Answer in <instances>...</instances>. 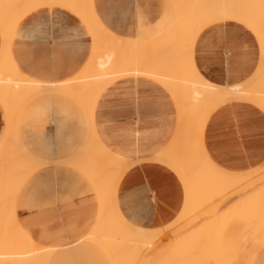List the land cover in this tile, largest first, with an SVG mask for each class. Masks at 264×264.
I'll list each match as a JSON object with an SVG mask.
<instances>
[{
    "label": "crops",
    "instance_id": "0c3cea01",
    "mask_svg": "<svg viewBox=\"0 0 264 264\" xmlns=\"http://www.w3.org/2000/svg\"><path fill=\"white\" fill-rule=\"evenodd\" d=\"M51 3H59L70 12L54 9L50 13L38 8ZM29 4V0H4L6 16H20L6 45L0 28V63L7 48L17 70L30 80L54 84L73 78L91 56L94 27L99 31L102 66L112 60L113 51L118 52L122 44L131 49V39L138 36L147 37L144 42L148 45L147 39L153 35L154 50L148 53L143 68L165 54L159 62L164 72L141 77L142 69L134 66L133 74L140 76L119 80L109 76L111 84L102 91L93 111V130L102 146L135 163L116 186L120 214L135 229L163 230L182 212L185 193L176 171L153 157L171 143L177 113L187 112L188 99L198 96L201 79L219 87L244 82L255 87L264 80V72L257 73L264 64L259 39L230 18L204 26L205 18L198 14V32L185 47L179 34L188 42L190 36L184 30L194 26L195 19L185 13L180 14V21L177 19L178 13L172 12L182 7L180 1L86 0L77 10L57 0L31 8ZM162 29L160 46L161 35L154 33ZM191 59L197 77L192 74ZM131 62L135 65L133 59ZM4 78L0 74V80ZM12 92L9 89L5 95L10 98L15 94ZM255 95H233L200 121L197 164L210 162L239 174L253 173L264 166V102ZM22 106L14 107L11 114H18ZM9 127L21 151L15 157L3 155L10 168L0 170V181L6 179L4 187L0 186V198L5 199H0V206L11 204L15 194L14 216L7 225H15L16 220L34 243L56 249L51 261L55 264L61 252L66 258L69 250L87 243L84 239L99 211V198L90 182L70 166L90 140L83 106L67 95L46 89L24 106L18 122L9 125L0 99V143ZM29 159L40 167L20 176L21 163ZM25 179L28 182L18 188Z\"/></svg>",
    "mask_w": 264,
    "mask_h": 264
},
{
    "label": "bare ground",
    "instance_id": "6f19581e",
    "mask_svg": "<svg viewBox=\"0 0 264 264\" xmlns=\"http://www.w3.org/2000/svg\"><path fill=\"white\" fill-rule=\"evenodd\" d=\"M49 1H55V0H29L30 4H29L28 8H31V7L37 5L41 2H49ZM57 1H60L62 3H67L73 9H76V10L84 3L83 1H80V0H57ZM179 1L183 2L184 0H179ZM193 1L194 0H189L190 3H192ZM256 2H257V0H256ZM256 2H254V0H213L212 6H210V8L208 9V11H209L208 14H200V13H198V14L201 15L202 17L206 16V15H208V16L210 15L209 16L210 21L207 22V20H205L207 23L204 22V26L210 25L216 21L223 20L225 18H230L232 20H235V21L241 23L242 25L248 27L251 31H253V33L257 36V38L259 39V42L261 43L262 50H264V0L258 1L257 5L255 7L257 13L254 10V3L256 4ZM253 11L255 13H253ZM203 12H205V11H203ZM19 16H20V13H16V14L14 13L13 15L6 16V13H4V0H0V28L2 29V32L4 35V44L5 45L8 42V37L10 36L12 29L15 25V22ZM164 24L165 23H163V25ZM98 32H99L98 28L94 27V29L92 31V38H93L92 53H91V56L88 59L87 63L85 64V66L81 69V71L78 72L73 78H70V79L63 81V82L54 83V84L37 82V81L30 80V79L26 78L24 75H22L17 70V68L13 64V62L10 58V55L8 53V50L6 48L5 53H4V57H3L4 60L2 59L3 64H1L2 62L0 63V65H1L0 66V74L5 76V78L2 81L0 80V99L2 100L3 106L7 110L9 125H11L12 122H15V121L18 122V118H19L20 113H21L22 109L24 108V106L30 100H32L34 97L43 94V91H45L46 89L51 91V92H56V93H61V94L67 95L68 97H70L71 99L76 101L80 106H83V112H84L85 117H86L87 127L89 128V130L91 132L90 140L84 146V149L81 152L79 158L74 159L76 161L71 163L70 166L72 168H74L75 170H77L78 172H80L81 174H83L88 179V181L91 184L92 191L96 192L98 195V198H99V211H98L97 221H96L93 229L91 230V232L85 237L84 241L85 242L90 241L92 243H96V241H97L98 246L102 245L101 247L108 248V249H106L108 251L110 250L109 248L111 247V250L112 249L113 250L112 251L110 250V252L111 253L115 252L116 255L114 254L115 255L114 257L117 260L120 259L122 261L127 257L125 259V261L126 260L127 261L124 264H127V263L133 264V262L135 263L136 257L133 256V259H135V260H133L132 257L130 260L131 255H128V254L131 253V250L134 252V250L138 248V251L140 252L141 250H143V249L145 250L146 248L149 247L148 250H145L146 251L145 253L146 254L149 253L147 251H150V253H152L153 248L151 251V249H150L151 247L150 246L146 247V245H147V242L150 240H152L151 243L153 242V240L155 241L156 237L159 236L158 233L159 234L162 233L161 235L163 236V234L165 232H167V230H168L169 232H171L170 234H176L177 235L178 233H176V232H178V230H179V229L177 230V227L180 228V227L186 225L185 226L186 229L187 228L189 229L190 220H191L190 225L192 227V224L194 223V221L195 220L198 221V219H195V218L196 217L199 218L201 216V214L203 213V211L200 210L203 208V207L201 208L202 203H200V205H197L196 208L194 206V203H196V202L205 203V206L203 205L205 208H203V209L206 210V207H209V208H211L212 206L214 207V205L211 204L212 203L211 200L214 199L213 197L215 196V199L219 198V200H220L219 205H221L220 204L221 201L226 200V198L223 199V195L230 197L232 194L235 193V192H231L235 188L234 185H232L234 188H230L229 183L238 184L240 181H244V180L247 181L248 179H252V177L248 178L249 173L248 174H239V173L222 172L210 162L202 161L200 164H197L198 161L195 162L194 160H195L197 155H200V153H199V149H198V146L196 143V138H197V132H198V127H199L200 121H202L203 118H207L208 115H210V112H208V109H205L202 111L201 107H206L207 105L213 106V105L217 104L218 102H219V104H222L225 101H227L229 99V97H231L233 95H247V94L249 95L250 93H255L259 97H257L256 95L254 97H257L260 100H262V102H264V91H262L264 88V80L260 79V81H258L256 83L257 86H255V87H251V86L245 84V82H244V84L238 83L239 85L219 87L216 85H212L203 79L200 80L201 87H200V91L198 92L197 97L200 98V100H203L204 104L198 105L197 104L198 102H196V100H193L192 102L188 103V109H187L186 113H183V112L177 113L178 123H176L177 124L176 131H175V134H174V137H173L171 143L162 153L157 155L155 158L153 157V159L157 160L158 162L163 161L168 167L173 169V171H176L177 177H178L179 181L181 182L182 189L185 193L184 194V196H185L184 202L182 204L183 210L180 213V215H178V217L171 224H168V226H166V228L163 227V230H161L160 228H158L159 230L151 229L150 231H146L143 229H135L120 214L119 209H118V205H117V201H116V197H115L116 186L118 184V181H119L121 175L125 171H127L128 169L133 167L135 165V163L132 161H127V160L121 159V158L113 155L106 148H104L102 146V144L100 143V141L96 137L94 130H93V111H94L95 104H96L98 97L100 96L102 91L104 89H106L111 84V83H108V80H107L109 78V76L114 77L116 80H119V79H122L125 77L140 76V75H134L133 74L134 73V70H133L134 66H135V69H142V73L140 72L142 75L141 77H143L144 75H146L148 73L159 72V70H158L159 68L153 69L150 67L151 71H144L145 68H143V65H144L143 63L148 57L149 50L153 47V45H152V43H153L152 42V36L153 35H150L148 37V39H147L149 42L148 45L145 44V42H144V40H146L147 37L144 39L143 36H138L135 39H131V42L133 44L131 49L129 48L128 45L122 44L121 48L118 52L113 51L112 60H110L109 63H107L105 61L103 66H102L101 49H100V44H99ZM164 57H165V54H162L160 56V61H163ZM131 59H133L134 63H135V65H133V66H132ZM160 61H158V62H160ZM260 61H261V59H260ZM191 65H192V74H193V76H196L197 72L195 70L192 59H191ZM260 67L261 68L257 71V73H259V74L264 72V64ZM200 83H199V85H200ZM9 89L13 91L12 93H15L10 98H8L5 95V92L8 91ZM252 95H254V94H251V96ZM20 103H22V105H23L21 110L19 111L18 114L15 113L17 116L14 113L12 115L11 111L13 110L14 107H17ZM178 111H180V109H178ZM182 134L185 136V138H183V139H182ZM192 136H193V138H192ZM15 139H16L15 133L14 132L12 133V130L9 127V130H7V132L4 134L2 141L0 143V160H2V161H0V170H2V171L10 168V163L8 162V159L4 156L5 155L9 156L11 154L13 157H15L16 155H19V153L21 151L20 146L17 145L18 142L15 141ZM38 167H40V166L37 163L32 162L30 159L27 162L23 161L19 167V174H20V176L28 175L30 172L37 169ZM262 172L260 174L264 175ZM257 174H258V172H257ZM262 178H264V177L262 176ZM5 180L6 179L4 178L0 181V186L5 185V183H6ZM241 183H243V182H241ZM263 183H261V184L263 185ZM261 184H259V186H261ZM228 185H229V188H227V190L228 189H232V190L228 191L227 194H225L224 192L226 191V187ZM255 185H256V183H255ZM255 185H253V186L256 187ZM19 186H20V184L18 185V188H19ZM237 186H236V188L239 190V188ZM245 186L250 187L249 185H245ZM2 187H4V186H2ZM2 187H0V188L2 189ZM254 187L253 188L251 187V189H253V190H249V191H251V193L249 191H247L248 190L247 188H246L247 193H245L246 192L245 190H244L245 192L243 190H241L244 192V194H243V192H241V193L243 195H245L246 198L239 192L240 190L238 191V194H239V196L240 195L242 196V199H241L242 201H240V203L242 205L244 204L245 207L247 206V208L253 210L254 212L257 209V211H256V213H257L259 208H260L259 210L262 209L261 206L263 204H261L260 207H259V204L261 203L260 201L262 200L261 197L264 196L263 195L264 194V189H263L264 186L263 187L257 186L259 188V189H257V187H256L255 189H257V190H255ZM242 189H245V188L243 187ZM259 190H262L263 192H260ZM234 191H236V190H234ZM257 191H259V192H257ZM248 192L250 193V195ZM255 193H256V195H255ZM257 194H259V196H257ZM261 194H262V196L260 197ZM235 195H237V194L235 193ZM14 196H15V194L12 195L11 204L9 203L7 206H4V205L0 206V223H1L0 224V231H3L2 229L4 228V226H7L9 219L12 216H14V198H15ZM196 197H199V198L196 199ZM253 197H255L257 199L255 200V198L253 199ZM258 198L261 199V200H259V202H258ZM0 199L2 201L5 200L4 196H2ZM216 201L218 202V200H216ZM244 201H246L248 204L245 205L246 202H244ZM255 203H256V205H255ZM210 205H211V207H210ZM189 207L191 210L188 209ZM238 207L240 208V206H238ZM255 207H257V208L255 209ZM262 207L264 208V206H262ZM186 208L189 211H185ZM209 208H207V210ZM239 208L236 211L233 210V212H236L235 214H237V211L239 212ZM193 209L195 210L194 213H196V217L194 216L193 219H191V217L193 216L194 213L192 215H189V214L191 212H193ZM196 209L198 212H196ZM214 210H217V209H213V211L212 210L210 211L211 212L210 216L212 218H213L212 215H215V213H213V212L217 213V211H214ZM253 211H251V212H253ZM199 212H202V213L200 214ZM247 212H245V213L247 214ZM254 212L252 213L253 215L256 214V213L254 214ZM263 212H264V210L262 209V211H260V213L263 214ZM197 213L200 216H198ZM209 213H207V214L205 213V214L209 215ZM229 213L230 212L227 211L228 215H229ZM260 213L258 212V215H255V217L251 218L250 220L248 217V220L251 221V222H248V223H250L251 227H249V225L245 222L247 224V229H244V230H246V232L244 233L245 235H243V236H240V234L242 235L243 233L239 234V232H241V229L243 230V228H244V227L242 228L240 226L245 225V223L242 221L240 216L234 214L235 215L234 219H232L231 216L228 219V217H227L228 215L225 216L226 214L223 213L224 215H220L219 220L217 219L218 222H220V224L217 223V224H219L218 226H216L217 224L215 225L217 229L214 228L215 226H212L213 230H215V231L210 229L211 226H209L210 221L212 219L211 220L209 219L210 220L209 225H208V227H209L208 229H210V231L208 230L209 232L206 230L207 228H205L206 225L208 224L207 222H206L205 227L203 226L201 228L199 227V225H200L199 221L193 224V226H194L193 229H198V230H194V231H199L200 229L205 228V230L210 234L211 233L213 234L214 232H216L217 236L215 234H214L215 236H213L212 234L211 235L207 234L209 236H207V239L204 241L206 243H204L202 241L206 237L201 238L200 231H202V230H200L198 232V234L200 233L199 234L200 237H198L199 238V240H198L197 238L192 239L190 237V235L185 236V234H182L184 232V230L182 232L181 229L182 228L185 229L184 227H182V228H180L181 231L179 232V234H182L181 236L184 235L185 237H189L188 238L189 242L187 241V238H185L184 236L181 237L179 235H177V236H179L180 239H186V241L180 240L182 242L178 243L179 237L178 238L172 237V238H175L174 240H176V241H174L172 238L170 240L167 238V240H166L165 239L167 236L166 235V236H164L165 241L163 239V241H164L163 243L161 240L158 242V243L161 242L164 247H162L161 244L158 245L157 242H155V243H157L156 244L157 246L156 245L155 246L157 248L159 247V249H160V247H162L165 249V251L169 247L173 246L172 244H174V243L176 245L179 244L178 246L185 244L183 246L188 247L189 246L188 244H191L192 247H195L197 243H193V242H197L195 240H198L199 246L201 245L200 247H202V246L204 247V245H206V246L208 245L209 249H211V250H209V249L208 250L211 252H214L213 248L215 249V251H217L218 248L216 247V245H219L218 242H214V238H215V241H219V240L221 241V243L219 242L220 243L219 246L223 245L222 246L223 252H220V254H218V256H217V255H215V253L212 254L211 252L208 251L210 254L209 255L207 254L208 259H205V260L203 259V258H205V256L202 258H200V257L198 258V256H197L198 254H196V256H197L196 257L197 260H196V258H194L195 254H193V256L191 255V253L195 249H193V250L188 249L187 250L188 263L194 264L195 262L196 263L200 262V264H202V262H203V264H204V262L207 261V264H238L240 259H241V262L239 264H242V263L244 264V260H246V264H250L252 257L254 255V252L260 246V243L258 244L257 242L261 241V244L264 242V232L262 231L263 229L260 228L261 230L259 229L258 230L259 232H258L256 227H255L254 230L257 231V233L253 230V224L255 226V223H254L255 221L252 222V219L257 218V220L259 219L258 223L260 222L257 225H259L261 227L264 225L263 224L264 222H261V220H263L264 217L262 216V218H261ZM243 214H244V212H243ZM249 214L251 215V213H249ZM188 215L191 217H189ZM217 215H215V216H217ZM253 215H251V216H253ZM202 216H204V215H202ZM215 216H214V218H215ZM224 216L227 217L226 219H228V221L231 219L233 221L227 222V220H226V222L228 223L227 224L224 220V218H225ZM258 217H260L261 220ZM187 218L190 219V220H188L189 224H188V221H186ZM205 218H206V216H204V219ZM214 218H213V220H214ZM201 219H199V220L201 221ZM240 219L243 222V225H240V223H242V222H240ZM205 220H208V219H205ZM13 221H14L13 223L15 224L14 229H16V230H13L11 232H8V231L4 232L3 231V236H0V263H3V264H51V261H52L53 255L56 252V249H51V248L41 246V245L34 243L33 240H31L21 230L18 222L16 220H13ZM203 222L205 223L204 220H203ZM216 222H214V223H216ZM184 223H185V225H184ZM204 223L202 225H204ZM174 224L177 226H175ZM180 225H182V226H180ZM221 225H223V226H221ZM224 225H226V227ZM187 226H189V227H187ZM233 226H234V229H232ZM172 227H173V229H171V231H170L168 228H172ZM191 227L189 230L190 232H188V234L191 232H194L191 230ZM222 228H224V229H222ZM238 228H239V230H238ZM165 229H167V230H165ZM160 230L163 232H161ZM164 230H165V232H164ZM175 230H177V231L175 232ZM218 230H220V231H218ZM223 230H225V232H223ZM173 231H174V233H173ZM206 231H205V234L207 233ZM260 231H262V233H261L262 235L260 234ZM230 232H232V233H230ZM234 232L236 235L239 234L240 238L238 237V235L236 237L235 234H233ZM222 233H225L224 234L225 237H223V235H218V234H222ZM194 234H195V232L193 233V236H194ZM198 234H197V236H198ZM230 234H232V235H230ZM218 236H219V240H218ZM228 236H230L228 238V241L224 240L225 242L222 244V239L223 238L225 239ZM167 237H169V236H167ZM209 237H211V238L213 237V240H211V238H209ZM208 238L212 241V243H214L215 247H213L210 244L211 242L208 243V241H210ZM168 240L169 241L173 240V243L169 242ZM200 240L203 242L204 245L200 244V243H202ZM229 241L230 242L232 241L231 244L228 243L230 246L226 245L227 244L226 242H229ZM168 242H169L170 246L168 245ZM183 242H186V243H183ZM235 242H236V245H235ZM130 243L135 248H133ZM155 243L153 242L152 244H155ZM165 243L167 244V246L164 245ZM180 243H183V244H180ZM240 243H243V245ZM135 245H137V246L139 245L140 249H139V247L136 248ZM143 245H144V248H143ZM165 246L166 247L169 246V247L166 248ZM227 246H229V248H227ZM181 248H182V246H181ZM226 248L229 250H226ZM159 249H157V251ZM190 250H192V251H190ZM155 251H156V249H155ZM218 251H219V249H218ZM143 252L141 254H143ZM202 252H203V250L200 251L201 254H202ZM159 253L160 252L155 253V256H158ZM163 253H162V255H163ZM170 253L172 254V252H170ZM137 254H140V253H137ZM143 255H145V254H143ZM159 256H161V254H159ZM188 256H189V258H188ZM148 257H149V255H148ZM190 257H191V259L193 257L194 258L193 260H195V261H193V260L190 261ZM144 258H145V256L141 255V257H140V259H138V261L141 260L140 262H142L143 260H145ZM120 260H118V262H120ZM120 264H123V261ZM205 264H206V262H205Z\"/></svg>",
    "mask_w": 264,
    "mask_h": 264
},
{
    "label": "rangeland",
    "instance_id": "374dc122",
    "mask_svg": "<svg viewBox=\"0 0 264 264\" xmlns=\"http://www.w3.org/2000/svg\"><path fill=\"white\" fill-rule=\"evenodd\" d=\"M80 1H83V2H86V0H80ZM175 1H179V0H172V2H175ZM258 1H262V0H257V2H256V0H254V2H256V4L254 3V8L256 7V5H257V3H258ZM212 2H213V0H194L192 3H190L189 2V0H184L183 1V5H182V7H180V8H178L179 10H174V12H172V13H178V20L180 21V14L181 13H185V15H188L189 17H191V16H193L194 17V19H195V25L193 26H190L189 25V27L188 28H185V30H184V33L186 32V34H188L189 36H190V40L188 41V42H184V41H182V34H181V32H180V37H181V43L182 44H185V47H187V45H189L191 42H192V38L194 37V35L195 34H197V32H198V26H197V24H196V20H197V16L196 15H198V13H203V14H208L209 13V11H208V9L210 8V6H212ZM38 8H40V9H43V8H45V9H47L50 13L54 10V9H58V10H61V11H66V12H70L68 9H66V8H64L63 6H60V4L59 3H51V5L49 6L48 4H44V5H40ZM170 8V7H169ZM37 10H39V9H37ZM176 11V12H175ZM203 11H205V12H203ZM208 11V12H207ZM212 13V12H211ZM210 16V15H209ZM208 15H206V16H204V18H205V20H207V22H209L210 20V17H209ZM79 17V16H78ZM80 19L82 18V21H83V17L81 16V17H79ZM205 23H207L206 21H204ZM204 22L202 23L203 25H204ZM172 24H174V23H170L169 25H172ZM179 24H180V22H179ZM85 25V24H84ZM164 33V30L162 29V30H160V31H157V32H155L154 33V36H160L161 35V38H162V40L161 41H159V45L160 46H162L163 45V34ZM190 47V46H189ZM153 50L154 49H150L149 50V52H153ZM185 59H186V62H188V59H187V57H185ZM145 67V69H144V71H151L150 69L151 68H155V67H158V68H160V69H158L159 70V72H164V70H163V68L161 67V66H159V62H155V61H150V62H148V67L147 66H144ZM151 67V68H150ZM147 69V70H146ZM193 100H196V102H198L197 104L198 105H201V104H204V101L203 100H200V98H198V97H196V98H189L188 99V101L189 102H192ZM220 104H219V102L217 103V104H215V105H213V106H209V105H207L206 107H201V110L203 111V110H205V109H208V112H212L217 106H219ZM204 119V118H203ZM202 119V120H203ZM206 119V118H205ZM217 168V167H216ZM219 169V168H218ZM220 171H222V172H228V171H225V170H221V169H219ZM264 170V166L263 167H261L259 170H257V171H255V172H253V173H249V177L248 178H250V177H252V179H248L247 181H240L238 184H231V183H229V185H230V188H234V190H236V191H234V190H232V189H228L227 190V188H229V185L226 187V191L224 192L225 194H227V192L228 191H231V192H235L237 195H235V193L234 194H230L231 196L230 197H227V196H225V195H223V199H225L226 198V200H223V201H221V205H219V202H220V200H219V198H217V199H215V196L213 197L214 199H212L211 201H212V205H214V207L212 206L211 207V205H210V207L211 208H209V207H206V210L205 209H203V208H205L204 206H205V203H203V202H196V203H194V206H195V208L197 207V205H200V203H202L201 204V208L202 209H200V210H202L203 211V213L202 212H199L200 214H201V216L198 214V216H200L199 218L198 217H196V213H194L195 212V210L193 209V212H191L189 215H192L193 213V216L191 217V216H189V217H191V219H193V217L195 216L196 218L195 219H198V221L200 222V225H199V227L201 228V227H205V225H206V222L208 223L207 225H206V227L205 228H207L206 230L208 231H210V229H212L213 230V228H212V226H215L217 223H219L220 224V222H218V220H219V216L220 215H224V214H226L225 216H227L228 214H227V211L228 212H230L229 213V215L227 216L228 217V219L230 218V216H231V218L232 219H234V217H235V215H239L240 216V218L242 219V221L245 223H247L248 225H249V227H251L250 226V223H248V222H251V221H249L251 218H253V217H255V215H258V212L260 213V211H262V209L264 210V208L262 207V206H264V196H262V194L260 195V197H261V199H259L258 198V202H259V200H261L260 202V204H259V207H260V205L261 204H263L262 206H261V210H259L258 209V212L256 213V211H257V207H255V209H256V211L254 212L253 210H251V209H249V208H247V206L245 207L244 206V204L242 205L241 203H240V201H242L241 199H242V196L240 195L239 196V194H238V191L241 193V192H243L244 190L246 191L247 189V191H249V190H253V189H251V187L253 188L254 186L253 185H255V183H256V187L258 186V187H263L264 186V178H262V176L264 177V175H261L260 173L262 172ZM257 172H258V174H257ZM263 174H264V171L262 172ZM251 175V176H250ZM254 176V177H253ZM260 176V177H259ZM25 182H28V179H25V180H23L22 182H20L19 184L20 185H22V184H24ZM241 182H243V183H241ZM246 182V183H245ZM251 182V183H250ZM250 183V184H249ZM261 183H263V185L261 184ZM240 184V185H239ZM258 184V185H257ZM259 184H261V186H259ZM232 185H234V187L232 186ZM238 185V186H237ZM245 185H249L250 187H248V186H245ZM2 186H4V185H2ZM236 186L239 188V190L236 188ZM241 186V187H240ZM245 188V189H242V188ZM256 187H254V189L256 188ZM257 187V189H259ZM247 188V189H246ZM257 189H255V190H257ZM264 189V188H263ZM241 190H243V191H241ZM244 191V192H245ZM247 191L245 192V193H247ZM260 192H263L262 190H259ZM259 191H257V192H259ZM244 192H243V194H244ZM250 193H251V191H249ZM248 192V193H249ZM250 193H249V195H250ZM229 194V193H228ZM242 194V193H241ZM242 194V195H243ZM255 195H256V193H255ZM264 195V194H263ZM245 198H246V196L245 195H243ZM257 196H259V194H257ZM197 198H199V197H196V199ZM255 197H253V199H254ZM195 199V200H196ZM257 198H255V200H256ZM216 200H218V202L216 201ZM251 200V199H250ZM210 201V202H211ZM215 201V202H214ZM244 202H246V201H244ZM209 203V202H208ZM243 203V202H242ZM207 204V203H206ZM246 204H248L247 202L245 203V205ZM257 204V205H258ZM204 205V206H203ZM219 205V206H218ZM255 205H256V203H255ZM216 206V207H215ZM219 208H218V207ZM238 206H240V208L238 207ZM244 207V208H243ZM193 208V207H192ZM199 208V207H198ZM207 208H209L208 210H207ZM238 208H239V212L237 211V214H235L236 212H233V210H238ZM242 208V209H241ZM253 208V207H252ZM188 209H190V207L188 208ZM213 209H217V210H214V211H217V213L216 212H213V213H215V215H217V216H215V215H212L213 216V218H214V216H215V218H214V220H213V218L210 216L211 215V210L213 211ZM229 209V210H228ZM191 210V209H190ZM199 210V211H200ZM248 212H247V211ZM250 210V211H249ZM185 211H189V210H187V208H186V210ZM223 211V212H222ZM251 211H253L254 212V214L255 215H253L252 213L253 212H251ZM196 212H198L197 211V209H196ZM210 212V213H209ZM222 212V213H221ZM243 212H244V214H243ZM245 212H247V214L245 213ZM207 213H209V215H206ZM212 213V214H213ZM224 213V214H223ZM233 213V214H232ZM249 213H251V215H253V216H251ZM262 213V212H261ZM260 213V214H261ZM232 214V215H231ZM235 214V215H234ZM246 214V215H245ZM202 215H204V216H206V218L205 219H208V220H205L204 219V216H202ZM234 215V216H233ZM224 216V217H225ZM233 216V217H232ZM262 216L264 217V212H263V214H261V218H262ZM188 217V218H189ZM218 217V218H217ZM223 217V218H224ZM227 217H225L224 218V220H225V222H226V220H227V222H229V221H233L232 219L231 220H229L228 221V219H226ZM248 217H249V220H248ZM187 218V220L186 221H188V220H190V219H188ZM202 218V219H201ZM258 218H260V217H258ZM261 218H260V220H261ZM199 219H201V221L199 220ZM212 221H210V220ZM218 219V220H217ZM241 219H240V222H242L241 221ZM203 220L205 221V223L203 222ZM217 222H216V221ZM257 220V218L256 219H252V222H254L255 223V226H254V224H253V230H254V228L256 227V229H257V231L260 229V228H262L263 230V232H264V223L262 224L263 226L261 227V226H259V225H257V224H259L258 223V220ZM185 221V220H184ZM197 220H195L194 221V223H196V222H198ZM209 221H210V225H209ZM216 222V223H214V222ZM204 223V225H202L203 223ZM226 222V223H227ZM230 222V223H231ZM243 222L242 223H240V225H243ZM261 222H264V218H263V220H261ZM183 223V222H182ZM186 223V222H185ZM185 223H184V225H185ZM193 223V224H194ZM202 223V224H201ZM245 223V225H243V226H240V227H244L243 228V230L241 229V232H239V234L240 233H243L242 235L240 234V236H243V235H245L244 233L246 232V230H244V229H247V224ZM181 224V223H180ZM188 224H189V221H188ZM190 224H191V220H190ZM189 224V226L191 227V225ZM193 224H192V227H191V230L192 231H194V230H198V229H193ZM214 224V225H213ZM219 224H217L216 226H218ZM228 224V223H227ZM226 224V225H227ZM175 225V224H174ZM197 225V224H196ZM208 225L209 226H211V228L210 229H208L209 227H208ZM226 225H224L225 227H226ZM261 225V224H260ZM173 226V225H172ZM175 226H177V225H175ZM180 226H182V225H180ZM186 226V225H185ZM185 226H182V227H184L185 229H183L182 227H180V228H182L181 230H182V232H183V230H184V232L182 233V234H185V236H189L190 235V237L192 238V239H194V238H197L198 240H199V238L198 237H200V233H201V238H203V237H206L204 240H202L203 242L207 239V236H209V235H207V234H210V233H208L206 230H205V228H203V229H200V230H202V231H200V233L198 234V232L199 231H194L195 232V234H194V236H193V233L194 232H191V233H189L188 234V232H190L189 230H190V227L189 226H187V227H189V229L187 228L186 229V227ZM216 226L214 227V228H216ZM221 226H223V225H221ZM228 226V225H227ZM246 226V227H245ZM174 227V226H173ZM173 227L172 228H168L170 231H171V229H173ZM15 227H14V225H7V226H4V228L2 229L4 232L5 231H8V232H11V231H13V230H16V229H14ZM180 228H178L177 227V230H178V232H176L177 230H175V232L176 233H178L177 235H179V236H181L182 234H179V232L181 231L180 230ZM197 228V227H196ZM217 229V228H216ZM222 229H224V228H222ZM226 229V228H225ZM232 229H234V226L232 227ZM250 229V228H249ZM165 230H167V229H165ZM165 230H164V232H165ZM238 230H239V228H238ZM261 230V229H260ZM161 231V230H160ZM205 231L207 232L206 234H205ZM213 231H215V230H213ZM212 231V232H213ZM218 231H220V230H218ZM250 231V230H249ZM255 231V230H254ZM257 231H255L256 233H257ZM262 231H260V234L262 233ZM161 232H163V231H161ZM223 232H225V230H223ZM259 232V231H258ZM166 233V234H165ZM164 234H163V236L161 235V234H159L158 233V235L160 236H157L156 237V239H155V241L153 240V242L155 243V242H159L160 240L162 241V243L165 241V239L167 240V238L170 240L172 237H175V238H178L179 236H177L176 234H170L171 232H169L168 230H167V232H165ZM173 233H174V231H173ZM230 233H232V232H230ZM169 234V235H168ZM197 234H198V236H197ZM205 234V235H204ZM212 234V233H211ZM210 234V235H211ZM216 235V232H214L212 235L213 236H215ZM224 234L225 233H222V234H218V235H223V237H225L224 236ZM233 234H235V232L233 233ZM239 234H237L238 235V237H239ZM169 236V237H167V236ZM171 235V236H170ZM230 235H232V234H230ZM237 235L235 234V236L237 237ZM262 235V234H261ZM164 236H166V238L164 239ZM177 236V237H176ZM184 236V235H183ZM183 236H181V237H183ZM184 236V237H185ZM217 236V235H216ZM230 236H228V237H226L225 239L223 238L222 239V244L225 242L224 240H227L228 241V238H229ZM175 238H172L173 240L175 239ZM185 238H187V241H188V238L189 237H185ZM200 238V239H201ZM209 238H211V237H209ZM208 238V239H209ZM240 238V237H239ZM163 239H164V241H163ZM217 239V238H216ZM221 239V238H220ZM157 240V241H156ZM168 240V241H169ZM173 240L172 241H169V242H172L173 243ZM180 240H182V241H186V239H180V237H179V240H178V243L179 242H182V241H180ZM198 240H195V241H197V242H193V243H197L196 244V246L195 247H192L191 246V244H188L189 246L188 247H184L183 245H185V244H183V243H186V242H183V243H180V244H183V245H181L182 246V248H181V246H178L179 244H172L173 246H171V247H169L170 245H169V242H168V247H166L167 246V244L165 243L164 245H166L165 247L166 248H168L166 251H165V249L164 248H162V247H164L163 245H162V243L160 242V243H158V245L159 244H161L162 245V247H160V249L164 252H162L160 249H159V247L157 248L156 246V244L157 243H155V244H152L151 243V241L152 240H150V241H148L147 242V245H146V247L147 246H150L151 248V251H152V248H153V252L152 253H150V251H147V252H149V253H145L146 251L145 250H148V248H146L145 250L143 249V250H141L140 252L138 251V248L137 247H139V249H140V246L138 245H135L136 246V248L137 249H135L134 250V252L136 251L137 253H140V254H137L136 252V254L131 250V253H129L128 255H131L130 256V260H131V257H132V259H133V256L134 257H136L135 259H133V260H135V263L133 262V264H189L188 263V260H187V250L188 249H195L192 253H191V255L193 256V254H195V257L194 258H196L197 256H198V258L200 257V258H202V257H204L205 256V258H203L204 260L205 259H208V256H207V254L209 255L210 253L209 252H211V251H209V250H211V249H209V246L207 245H204L203 244V242L202 243H200V244H203L204 245V247L202 246V247H200L199 246V244H198ZM210 240V239H209ZM211 240H213V237L211 238ZM208 241V243L209 242H211L210 244L213 246V247H215L214 246V243H212V241ZM218 240H219V236H218ZM174 241H176V240H174ZM192 241V240H191ZM87 243H84V244H82V245H80L79 246V248L78 249H75V250H69L67 253H68V255H67V257L66 258H64L63 257V252H61V259L59 260H57V263H55V264H120L122 261H123V264L124 263H126V261H125V259L127 258H125L124 260H120V259H118V260H120V262H118V260L114 257L116 254H115V252H110V250H111V247L109 248L110 250L108 251V250H106V249H108V248H103V247H101V246H98L97 244V241H96V243H92V242H90V241H86ZM189 242V241H188ZM214 242H218V244L220 245V243H221V241L219 240V241H215V238H214ZM220 242V243H219ZM243 242V241H242ZM177 243V242H176ZM191 243V242H190ZM192 243V244H193ZM204 243H206V242H204ZM227 243V244H226ZM225 244L226 245H229L228 243H232V241L230 242H226ZM258 244L260 243V246L258 247V249L254 252V255H253V257H252V260H251V262H250V264H264V242L261 244V241L260 242H257ZM131 244V243H130ZM129 244V245H130ZM171 244V243H170ZM186 244V245H187ZM217 244V243H216ZM240 244H242L243 245V243H240ZM239 244V245H240ZM257 244V245H258ZM128 245V244H127ZM132 245V244H131ZM130 245V246H131ZM156 245V246H155ZM219 245H216V247L219 249V251H218V249H217V251H215V249L213 248V251L214 252H211L212 254H214L215 253V255H217L218 256V254H220V252H223V249H222V246L223 245H221V246H219ZM235 245H236V242H235ZM207 248H206V247ZM230 246V245H229ZM229 246H227V248H229ZM132 247H133V245H132ZM131 247V248H132ZM156 247V248H155ZM130 248V249H131ZM133 248H135V247H133ZM143 248H144V245H143ZM178 250H177V249ZM212 248V247H211ZM222 250H221V249ZM226 248V250H229V249H227ZM155 249H156V251H157V249H159L157 252H160L159 254H161V256H159V254H158V256H155V253H157L156 251H155ZM172 249V250H171ZM209 249V250H208ZM113 250V249H112ZM111 250V251H112ZM192 250H190V251H192ZM201 250H203V252H202V254L200 253V251ZM221 250V251H220ZM225 250V249H224ZM225 250V251H226ZM144 251V252H143ZM189 251V252H190ZM209 251V252H208ZM143 252V254H145V255H143V254H141ZM163 253V255H162V253ZM170 252H172V254L170 253ZM181 252V253H180ZM207 252V253H206ZM134 253V254H133ZM174 253V254H173ZM217 253V254H216ZM227 253V252H226ZM113 254V255H112ZM115 254V255H114ZM133 254V255H132ZM196 254H198L197 256H196ZM222 254V253H221ZM139 255V256H138ZM141 255L142 256H145V260H143L142 262H140L141 260H139L138 261V259H140V257H141ZM148 255H149V257H148ZM151 255V256H150ZM190 255V256H191ZM138 256V257H137ZM179 256V257H178ZM207 256V257H206ZM243 257V256H242ZM241 257V258H242ZM188 258H189V256H188ZM193 257H192V259H191V257H190V261L191 260H193L194 259ZM243 259V258H242ZM246 259V258H245ZM129 260V261H130ZM196 260H197V258H196ZM128 261V262H129ZM193 261H195V260H193ZM199 261V260H198ZM197 261V262H198ZM201 261V260H200ZM132 262V261H131ZM137 262V263H136ZM206 262V264H207V261H205ZM205 262H204V264H205ZM241 262V259H240V261H239V263ZM192 263V262H191ZM194 263V262H193ZM238 263V264H239ZM52 264H54V262L52 263ZM128 264V263H127ZM130 264H132V263H130ZM194 264H200V262L199 263H194ZM202 264H203V262H202ZM243 264V263H242ZM244 264H246V260H244Z\"/></svg>",
    "mask_w": 264,
    "mask_h": 264
}]
</instances>
